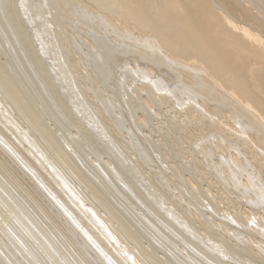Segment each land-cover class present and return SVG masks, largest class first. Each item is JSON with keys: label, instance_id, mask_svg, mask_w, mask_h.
Segmentation results:
<instances>
[{"label": "bare ground", "instance_id": "bare-ground-1", "mask_svg": "<svg viewBox=\"0 0 264 264\" xmlns=\"http://www.w3.org/2000/svg\"><path fill=\"white\" fill-rule=\"evenodd\" d=\"M0 35L109 157L77 163L1 66L0 264H264V0H0ZM163 114L161 143L142 127ZM170 134L184 162L157 153ZM193 170L230 206L174 193L165 171ZM110 174L163 255L91 181Z\"/></svg>", "mask_w": 264, "mask_h": 264}, {"label": "rangeland", "instance_id": "rangeland-1", "mask_svg": "<svg viewBox=\"0 0 264 264\" xmlns=\"http://www.w3.org/2000/svg\"><path fill=\"white\" fill-rule=\"evenodd\" d=\"M13 42L12 37H4L0 35V67L4 66L7 70L8 75L11 77L13 83L17 84V86L22 91V96L26 99H29V101L33 105V109L36 112H39L42 117V123L43 125L47 126L49 129L56 131L59 134H62L63 142L65 143L66 152L68 154H71L73 158H75V161L79 164L84 165L90 172L97 173L95 167L90 163L91 160H97V162L101 163V165H104L103 159H108L109 157L107 155H102L101 157L98 156L92 147V145L89 142H85L81 139L82 137V130L78 129L76 126L77 124L70 123L67 120V116L63 112V108L65 106H68V100L63 99V105L62 103H57L56 98L51 93V91L48 89L46 84L41 80L39 74L36 72V70L26 62L24 56H18L15 53V50L18 48L15 47V50H13V47L11 43ZM7 43V45H5ZM11 55V56H10ZM82 69H78L79 72H81ZM130 82H127V84ZM141 112V111H139ZM151 114V113H150ZM169 114H163L159 117V119L150 120L147 123V126H143L142 129L145 132H149L153 138V140H161V143H163L164 135L166 133V130H169L171 128V125H169L166 120ZM72 124L73 126H71ZM206 129V128H205ZM212 130V128H211ZM192 131V128H189V132ZM195 132V131H194ZM76 135V136H75ZM139 135L142 136V133H139ZM81 136V137H80ZM78 137L79 139H77ZM179 137V140H183L182 136H179L178 134L171 135L170 137H166V147H160V150H157V153H164L166 154L163 156V160L168 162H176V164L184 162V159L182 158L183 153L185 150H181L180 147L175 145L174 138ZM10 138L15 141V138L10 136ZM61 141V140H60ZM179 142V141H178ZM62 143V141H61ZM180 144V143H178ZM185 146L188 145L185 144ZM186 148V149H187ZM170 150H172L170 152ZM183 152H181V151ZM180 152L179 157L175 156L176 152ZM191 152H187V156H189ZM186 155V154H185ZM238 157L242 158V155L238 154ZM194 164L196 163L194 160H192ZM157 166L156 164H154ZM196 165L202 166L201 164L196 163ZM205 168V166H202ZM150 171H153V168L150 169ZM84 172V170H83ZM160 172V171H159ZM167 177L170 180V185L172 187H178L177 185L180 184L183 188L185 186V182L187 185L186 190H173L174 193H180L184 194L183 197L188 199L191 196L188 194L190 191L189 188L191 186L188 182H191L195 185H198L200 190L203 192L207 190V192H204L207 196L213 195L214 198H216L218 201H221V207L227 208V206H230L222 195V190L220 187H216L213 185H210V176L203 175L199 171H184L182 172L183 177H180L179 174H175V172L165 171ZM171 174V175H170ZM113 175V176H112ZM173 175V176H172ZM112 176V177H111ZM111 181H113V184L107 182L106 180H101L100 186L96 183L94 179L91 181L93 184L99 189L101 194L106 198L109 199V201L112 203V207L115 209H118V214L120 213L122 221L126 224V226L132 227V229H138L136 232L140 233V236H143L141 238L140 247H146L147 244L151 243L150 239L148 238V234L151 232L149 231L148 225L145 224L143 226L144 220H147L149 223H153L154 225H157V218L156 216L149 211V209L146 207L144 203L140 202H131L132 198L137 197V194L130 191L126 187H120L118 183L117 176L115 174L109 175ZM114 177L116 179L114 180ZM98 179V177H96ZM157 178L161 179V174H157ZM162 184L165 186L166 189L170 190L169 187L165 185L164 179H161ZM136 199V198H135ZM186 206V204L184 203ZM241 209V206H239ZM245 208V207H243ZM210 217H213V221H223L220 219L217 215L212 213L211 211H208ZM205 219L206 216H205ZM142 224V225H141ZM138 228H137V227ZM142 226V227H141ZM149 234V235H150ZM153 235V234H152ZM151 236V235H150ZM154 237V236H151ZM149 239V240H148ZM154 242L153 245L155 246L154 249L159 253H155L159 256L161 254L163 255V251L156 247V240L152 238ZM151 239V240H152ZM181 247L182 245L178 243ZM129 251H133L135 253V250H131V246L128 245ZM161 250V251H160ZM169 256V255H167ZM173 260V259H171ZM167 260L164 261L165 264H170V262H167ZM173 263V262H172ZM186 264V263H183Z\"/></svg>", "mask_w": 264, "mask_h": 264}]
</instances>
